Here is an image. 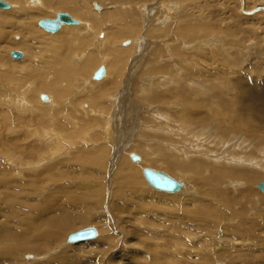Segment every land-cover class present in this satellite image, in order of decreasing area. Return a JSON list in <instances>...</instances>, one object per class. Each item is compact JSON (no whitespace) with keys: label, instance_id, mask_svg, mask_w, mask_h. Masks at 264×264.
Segmentation results:
<instances>
[{"label":"rangeland","instance_id":"obj_1","mask_svg":"<svg viewBox=\"0 0 264 264\" xmlns=\"http://www.w3.org/2000/svg\"><path fill=\"white\" fill-rule=\"evenodd\" d=\"M4 1L21 4L22 18L32 14L31 31L40 40L35 45L0 16V235L21 237L0 242V264H264V193L257 189L264 182V95L241 91L264 92V0H150L139 6L129 4L133 0H89L80 9L100 24L91 34L80 24L56 34L41 29L40 20L67 13L48 11L56 0ZM170 1L184 5L181 15L162 9L139 13ZM94 4L104 9L98 12ZM203 9L219 16L210 33ZM114 12L124 14L123 22L111 18ZM128 14L138 18V35L128 27H119V37L109 34L121 23H133ZM232 26L240 34L226 31ZM75 28L83 30V39L94 35L93 42L85 48L78 36L69 53H53L46 39L73 40ZM130 40L134 44L118 48ZM22 41L25 46L16 48ZM13 51L25 57L14 60ZM122 52L127 57L117 62ZM90 56L94 67L86 62ZM80 59L85 61L75 65ZM101 66L110 69L111 78L95 81ZM30 83L37 85L32 94ZM128 153L141 162L133 163ZM170 161L185 168L173 170ZM120 164L127 173L133 170L131 179L126 172V178L117 176ZM146 168L168 174L186 190L178 195L153 190L143 176ZM217 172L225 176L215 184ZM47 198L49 218H76L80 224L57 240L31 243L44 224L39 211ZM90 227L97 238L66 243L69 235ZM23 242L31 246L25 252L18 250ZM39 246L47 251L38 253Z\"/></svg>","mask_w":264,"mask_h":264},{"label":"bare ground","instance_id":"obj_2","mask_svg":"<svg viewBox=\"0 0 264 264\" xmlns=\"http://www.w3.org/2000/svg\"><path fill=\"white\" fill-rule=\"evenodd\" d=\"M99 1H101V0H99ZM105 1H107V2H105ZM111 1V0H110ZM109 0H104L103 2H101V3H112V2H110ZM130 1V0H129ZM134 1V2H133ZM133 1H130L129 2V4L130 3H132L131 5L132 6H134L135 4H143V3H147V2H149L150 0H133ZM152 1V0H151ZM153 1H155V0H153ZM205 1H207V2H209V0H205ZM263 2V1H262ZM88 3H89V0H56L54 3H49L48 5H47V9H48V11L50 12V13H52L53 14V11H51V8H54V9H56V11H54L55 12V14H57L58 12H69V13H72V15L74 16V17H76V18H79L80 17V20H82V22L80 23V22H78L77 21V19H75L76 21H77V23L78 24H76V25H67V26H77V25H79L81 28H85V30H87V34H91V33H93L97 28H98V25H100L98 22L96 23V22H94L93 20H92V18H91V16L90 15H88V13L86 12V10L85 9H80L81 8V6L82 5H84L82 8H84V7H86V5H88ZM93 3V2H92ZM91 3V4H92ZM113 4V3H112ZM127 4V3H126ZM128 4V5H129ZM134 4V5H133ZM90 5V4H89ZM95 5L96 4H94V8H95ZM136 6V5H135ZM139 6V5H138ZM33 7H39V8H42V4H40V5H38V6H33ZM101 7V6H100ZM104 7V6H103ZM103 7H101L102 9L101 10H96V11H98V12H101L104 8ZM182 7H184V5L183 6H181V3L179 4V3H177V2H163L161 5H156V6H154V4H153V6L152 7H148V8H145V10L144 9H142V11L143 12H139V13H144V15H142V16H145L146 15V12H149V11H151V10H156L157 9V11H156V13L158 12V10L159 9H162V10H164L167 14L169 13V15L171 16L172 14H175V15H178L179 16V14L181 15L182 14V12H181V9H182ZM227 7V6H226ZM13 8H14V10L16 9L17 11L16 12H11V10H13ZM89 8V7H88ZM142 8H144V7H142ZM33 9H37V8H33ZM224 9V8H223ZM1 10L3 11V9H0V12H1ZM7 10H10V11H8L7 13H2V14H0V16H2L3 17V24L4 25H9L10 27L9 28H11V29H14V30H17V28H18V30L20 31V32H26V34H27V36L29 37L28 38V40L30 41L31 39H32V41L31 42H34L35 43V45H37V42H38V39L39 38H36V36H35V34H34V32L33 31H31V21H32V19H33V16H32V14L29 12V16L27 17V18H22V17H24V13L26 12V9H24V7L21 5V4H18V5H16V6H10L9 7V9H7ZM7 10H5V11H7ZM88 10V9H87ZM115 10V9H114ZM134 10H135V8H134ZM160 11V10H159ZM83 13H85V15H83ZM103 13V12H102ZM133 13V12H132ZM138 13V12H137ZM136 13V14H137ZM152 14L154 13V11H152L151 12ZM155 13V15L157 16V14ZM49 13L47 12V13H44L43 14V16H45L46 17V15H48ZM59 14V13H58ZM159 14V13H158ZM161 14V13H160ZM203 17H202V21H204L203 22V26H204V28H205V32L206 33H210L212 30H215V29H217V25L219 24V22H218V19H219V16L216 14L215 15V13L214 12H210L208 9H203ZM50 15V14H49ZM105 15H107V14H105ZM133 15H135V14H133ZM154 15V16H155ZM168 15V16H169ZM128 16H129V14H128ZM127 16V17H128ZM151 16V15H150ZM153 16V17H154ZM155 16V17H156ZM163 16L166 18V19H168V17H167V15H164L163 14ZM162 16V17H163ZM187 16V15H186ZM188 16H189V14H188ZM51 17V16H50ZM129 17H132V18H129ZM128 18L129 19H132L133 20V23H131V24H125V23H121L120 25H118L117 26V28L116 29H113L111 32H109V34H111L113 37H119V36H121L122 34L120 33V31H119V27H128V28H130L129 30H131L132 31V33L134 34V35H136L137 34V27H136V24L137 23H139V22H137V19H136V17L137 16H129ZM158 17V16H157ZM191 17H192V19L194 20V21H196V24L198 23V20L195 18V16H194V14H191ZM111 18L115 21V22H123V20H124V14L123 13H119V12H114V13H112L111 14ZM145 18H147V17H145ZM150 18V17H149ZM185 18V17H184ZM231 19H232V17H230ZM157 19V18H156ZM170 19H172V17L170 18ZM174 19V18H173ZM148 20V19H147ZM35 21V20H34ZM187 21V20H186ZM17 22H19L20 24H17ZM84 22V23H83ZM137 22V23H136ZM149 22V21H148ZM161 22V21H160ZM167 22H169L168 20H167ZM19 25V26H18ZM185 25H187V24H185ZM41 28V27H40ZM64 28H66L65 27V25H62V27H61V32H62V30L64 29ZM81 28H75V29H71V32H72V34H74L73 36H74V39L73 40H67L66 41V38L67 37H65L59 44H56V42H54L53 40L54 39H51V40H48V39H46V44L48 43V42H50V43H52V46H49V45H47L49 48H51L52 49V51H53V53L55 52V51H59V53H63V54H65L64 52L66 51V53H69V49H70V47L73 45H77L78 44V42H79V40H78V38H76V37H78V36H81L82 37V39H80V42L82 41L83 43H80L83 47H87V46H89L90 44H91V41L93 42V37H94V35L92 36V37H87L86 39H83V38H85V33L83 32V34H81ZM42 29V28H41ZM89 29V30H88ZM90 29H92V30H90ZM137 29V30H136ZM219 29V28H218ZM44 30V29H43ZM59 30V31H60ZM94 30V31H93ZM121 30V29H120ZM180 30V29H179ZM45 31V30H44ZM58 31V32H59ZM83 31V30H82ZM182 31L183 32H188V28H184V29H182ZM221 31V30H220ZM226 31H229V32H231V33H235V34H240V32H239V29L236 27V26H232V27H230L228 30H226ZM46 32V31H45ZM154 32V31H153ZM204 32V33H205ZM47 33H49V32H47ZM155 33H156V31H155ZM177 34H179L178 32H176ZM182 33V32H181ZM50 34H52V33H50ZM56 34V33H55ZM158 33H156V36L158 37V35H157ZM198 34H199V32H198ZM3 35L4 34H2L1 33V35H0V42H1V38L3 37ZM61 35H62V33H61ZM104 35H106L107 37H108V33H103L102 32V34H101V37H103ZM138 35V34H137ZM152 35V34H151ZM182 35V34H181ZM187 35V34H186ZM233 35V34H232ZM182 36H184V35H182ZM150 38V37H149ZM177 38V37H176ZM40 40V39H39ZM105 42H106V44H107V46H110V44H109V42H108V40L107 39H105L104 40ZM24 41H22L21 43H18V45H16V48H21V46H25V44L23 43ZM40 44H41V42H40ZM39 44V45H40ZM132 44H134L131 40L130 41H125V42H123V43H121V44H119V46H118V48L121 46V48H125V47H127V45L129 46V45H132ZM53 45H57L56 47L55 46H53ZM137 45V44H136ZM186 45V44H185ZM47 48V47H46ZM134 48V47H133ZM29 49V48H28ZM79 49V48H78ZM36 50V49H35ZM125 50V49H124ZM142 50H143V48H142ZM78 51V50H77ZM176 51V50H175ZM72 51H70V53H71ZM12 53V52H11ZM80 53V52H79ZM134 53V52H133ZM136 53H141V50L139 49V51H138V46H137V50H136ZM23 54V53H22ZM62 54V55H63ZM133 56H134V54H132ZM142 55V54H141ZM78 56V54L76 55H74V57L76 58ZM87 56V55H86ZM132 56V57H133ZM136 56V55H135ZM134 56V57H135ZM139 56V55H138ZM147 56V55H146ZM25 56H24V54H23V57L21 58V59H23ZM126 57H127V55H126V53H121V54H118L117 55V62H122V61H124L125 59H126ZM144 57V56H143ZM79 58V57H78ZM13 59V58H12ZM21 59H14V60H21ZM47 59V58H46ZM82 59V58H81ZM81 59L80 60H77L76 62H75V65L76 64H78V63H81L84 59H85V57H84V59L81 61ZM87 60H86V62L87 63H89L90 64V66H92V67H94L95 66V60L90 56L89 58H86ZM113 59H114V57H113ZM140 58H138L137 60H139ZM37 60H38V58H37ZM57 60H59V58H57ZM66 59H64L63 61L64 62H67V60L65 61ZM136 60V59H135ZM150 60V59H149ZM44 60H42V62H43ZM74 61V60H73ZM85 61V60H84ZM140 61V60H139ZM28 62V61H27ZM52 62V61H51ZM55 62V61H54ZM29 63V62H28ZM10 64V63H9ZM14 64H20V65H22L23 63H14ZM49 64V66L51 65H53L52 63H48ZM56 64V63H55ZM3 65V64H2ZM32 65V64H31ZM30 65V66H31ZM141 65H143V64H141ZM15 66V65H14ZM18 66V65H17ZM74 66V65H73ZM136 66V65H135ZM13 67V66H12ZM24 67V66H23ZM37 67V66H36ZM19 68V67H18ZM105 68V67H104ZM13 69V68H12ZM16 69V68H15ZM33 69H34V66H33ZM137 69V68H136ZM138 69H140V68H138ZM137 69V70H138ZM141 69H142V67H141ZM134 71H135V68L133 69ZM132 70V71H133ZM30 71V70H29ZM105 71H106V75H105V77L106 76H109L108 78H111V74H112V72L110 71V69H106L105 68ZM189 71H191V70H189ZM11 72V71H10ZM9 72V73H10ZM14 72V71H13ZM25 72H27V70H25ZM140 72H142V71H140ZM8 73V72H7ZM11 74H12V72H11ZM10 74V75H11ZM21 74H25V73H21ZM28 74H30V73H28ZM133 74H135V73H133ZM132 74V75H133ZM142 74V73H141ZM9 75V74H8ZM9 75V76H10ZM94 75V74H93ZM130 75H131V73H130ZM136 75V74H135ZM7 76V75H6ZM20 76V75H19ZM8 77V76H7ZM14 77V76H13ZM24 77H25V75H24ZM32 77V76H31ZM105 77L103 78V79H101V80H95V81H102V80H104L105 79ZM33 78V77H32ZM189 78H191L190 76H189ZM8 79V78H7ZM9 80V79H8ZM12 80V79H11ZM33 80V79H32ZM94 80V79H93ZM136 80H138V79H136ZM241 80V79H240ZM25 81H27V80H25ZM134 81V80H133ZM23 82V81H22ZM127 82V81H126ZM130 82H131V80H130ZM134 83V82H133ZM192 83V84H191ZM190 83V89H192L193 90V83H197V81L195 80V81H193V82H191ZM36 83H30L29 85V87H30V94H32L33 92H34V90H35V87L34 86H36L37 87V85H35ZM89 85V84H88ZM127 85V84H126ZM188 86V87H189ZM22 87V86H21ZM243 87V86H242ZM124 88V87H123ZM127 88V87H126ZM241 88V87H240ZM249 88V87H248ZM252 88V87H251ZM261 88V87H260ZM25 89H27V88H25ZM203 89V88H202ZM246 90H244V88H241V91L243 92V94L245 93V95L246 94H253V95H257V96H261V95H264V92H258V91H256V92H251L250 93V91H249V89L247 90V88H245ZM256 90V89H255ZM260 90V89H259ZM126 89H124L123 90V92L121 93V101L122 102H124V100H125V94H127L126 93ZM146 91V90H145ZM198 92L200 91L199 89L197 90ZM197 91H196V93H197ZM189 92V91H188ZM191 92V91H190ZM27 93V92H26ZM25 93V94H26ZM192 93V92H191ZM201 93V92H200ZM200 93H199V95H200ZM190 94V93H189ZM29 95V94H28ZM128 95V94H127ZM126 95V96H127ZM199 95L197 96V97H199ZM42 96H44V95H41L40 96V99L43 101V102H47V101H49V97L47 96V98H45V97H42ZM61 96V95H60ZM187 96V95H186ZM53 97V96H52ZM201 97V96H200ZM185 98V97H184ZM53 99H54V97H53ZM186 99V98H185ZM248 99V98H247ZM246 99V100H247ZM47 100V101H46ZM1 102H2V100H1ZM25 102V101H24ZM200 102V101H199ZM190 103V102H189ZM54 104V103H53ZM25 105V104H24ZM197 105V104H196ZM26 106L28 107V108H30V106H29V104L26 102ZM48 106V105H47ZM56 105L54 104V106L53 107H55ZM26 107V108H27ZM52 107V108H53ZM199 107V109L201 108V106H198ZM197 108V107H196ZM32 110V109H31ZM33 111V110H32ZM125 111V110H124ZM133 112H134V109H133ZM34 113V112H33ZM136 113V112H135ZM124 114V113H123ZM74 124V123H73ZM110 129V128H109ZM108 131H110V130H108ZM109 133V132H108ZM47 136H48V134H46ZM109 135V134H108ZM50 136V135H49ZM46 141V140H45ZM59 145V144H58ZM174 147V146H173ZM175 148H178V147H175ZM201 148V147H200ZM174 149V148H173ZM103 150H104V148H103ZM102 150V151H103ZM197 150H198V148H197ZM32 151V150H31ZM30 151V152H31ZM101 151V152H102ZM199 151V150H198ZM27 152V151H26ZM120 152H121V150H120ZM130 152V151H129ZM190 153H192V152H190ZM195 153V152H194ZM198 153V152H197ZM199 153H201V151L199 152ZM103 155H104V153H102ZM129 154V155H128ZM127 154V156H128V158H129V160L131 159L130 158V155L132 154V153H128ZM184 154H187V153H184ZM124 155H122L121 157H123ZM106 157V153H105V155H104V158ZM98 158V157H97ZM119 158V157H118ZM98 159H100V158H98ZM167 159V158H166ZM97 160V159H96ZM94 161V162H99L98 160L97 161ZM132 161V160H131ZM92 162V161H91ZM120 162H121V160H120ZM133 162V161H132ZM141 162V158H140V161L139 162H133V163H136V164H139ZM125 163H127V161H125ZM200 163V162H199ZM170 164H171V167L170 168H173V170H175V169H184L185 168V166H183L182 164H177V163H175V162H171L170 161ZM121 165V169H118L117 170V173H118V175L117 176H123L124 174H125V172L127 173V170L128 169H126L125 168V166L124 165H122V164H120ZM209 168H211V167H209ZM211 170L215 173L216 171H214V169L213 168H211ZM144 171V170H143ZM128 175H131V176H129L130 177V179L132 178V175L134 174V172H133V170H130V172H128L127 173ZM127 174H125V176L124 177H122V178H126V176H128ZM168 175V174H167ZM134 176V175H133ZM144 176V175H143ZM225 175H224V173H219V172H217L216 174H215V178H213L211 181L212 182H214L215 184H217V183H219L221 180H222V178L224 177ZM171 177V176H170ZM144 179H145V177H144ZM174 179V178H173ZM176 180V179H175ZM132 181H133V179H132ZM145 181H146V179H145ZM177 181V180H176ZM179 182V181H178ZM146 183H147V181H146ZM181 183V182H180ZM148 184V183H147ZM181 184H183V183H181ZM149 185V184H148ZM185 184H183V187H182V189H181V191L180 192H178V193H174V194H169V193H164V192H161V191H157V192H160V193H163V194H167V195H178V194H180V193H183L185 190H186V185L184 186ZM139 185H137V187H138ZM150 186V185H149ZM150 188H152L151 186H150ZM153 189V188H152ZM153 190H155V189H153ZM156 191V190H155ZM49 201V199L47 198V200L44 202V204L43 205H45V203L47 204V206L46 207H43V209H41L40 208V211H39V213L41 214V216H42V218H44V220H41V221H39V222H41V224H42V222H44V224H42V227H41V229H38V233H37V235H36V239L35 240H29V242H31V243H33V242H40V241H43V239H48V238H53V239H59V236H61V235H63L65 232H67V231H69L70 229L69 228H71L72 229V227L74 228V225H78V224H80V223H77V221L75 220L76 218H68V217H65V218H60L59 219V217H55V218H53V219H51V218H49V216L51 215V213L50 212H45L47 209H49L50 207V203L48 202ZM49 203V204H48ZM88 209V208H87ZM88 210H90V209H88ZM45 212V213H44ZM90 213V212H89ZM8 219V218H7ZM92 219V218H91ZM101 217L99 218L98 217V222L100 221V223L98 224V225H100L101 227H103L104 228V222H101ZM8 220H10V219H8ZM96 220V221H97ZM203 221V220H202ZM10 222H12V220L10 221ZM81 224H83V225H89V223L88 222H86V221H84V222H82ZM4 226V225H3ZM7 226V225H6ZM5 227V226H4ZM48 228V229H47ZM1 229V228H0ZM12 229V228H11ZM31 229V228H30ZM30 229H28V230H30ZM44 229H46V230H44ZM87 229V228H86ZM105 229V228H104ZM84 230V229H83ZM96 230V229H95ZM1 231H2V229H1ZM97 231V230H96ZM23 232V231H22ZM1 233V232H0ZM8 233H10V232H6V231H3L2 232V234L0 235V242H3V241H6L7 239H9V240H12V239H14V240H17V241H21V237H20V235L19 234H16V235H13V234H8ZM98 233V232H97ZM247 233V232H246ZM70 236V235H69ZM68 236V237H69ZM25 237V236H24ZM98 237V236H97ZM107 238V237H106ZM248 238V237H247ZM68 239V238H67ZM92 240H94V239H92ZM118 240H119V237H118ZM24 241V240H23ZM25 242V241H24ZM21 243L20 244V246L18 247V250L19 251H26V249L28 250V248H30L31 246H29L28 248H27V245L25 244V243ZM43 242H45V241H43ZM52 242V241H51ZM84 242H90V240H87V241H84ZM66 243H68V242H66ZM80 243H82V242H79L78 244H80ZM69 244V243H68ZM74 244H77V243H74ZM106 244V243H105ZM63 246V245H62ZM227 250V249H226ZM35 251H37L38 253H40V254H42V253H45V251H47V248L45 247V246H39L38 248L36 247V249H35ZM9 252H10V250H9ZM1 256H4V251H1L0 250V258H1ZM11 256V255H10ZM31 256V254H27V256L25 255V256H23L24 258H25V260H26V257H30ZM155 257V256H154ZM2 258H4V257H2ZM156 258H157V256H156ZM156 258H153V260L154 259H156ZM26 262H29L28 260L26 261ZM8 264V263H7ZM217 264H221V263H217Z\"/></svg>","mask_w":264,"mask_h":264},{"label":"water","instance_id":"obj_3","mask_svg":"<svg viewBox=\"0 0 264 264\" xmlns=\"http://www.w3.org/2000/svg\"><path fill=\"white\" fill-rule=\"evenodd\" d=\"M10 5L4 1L0 0V9L7 10ZM96 10H101L99 5H95ZM77 21L68 13H59L55 19H43L40 20L38 26L44 29L46 32L55 34L57 33L62 25H76ZM13 59H21L23 57L22 52L13 51L11 53ZM106 71L104 66H101L93 75L94 80H101L105 77ZM130 158L133 162H139L140 157L136 154H131ZM143 175L147 183L156 191H161L164 193L174 194L181 191L183 184L176 181L164 172L157 171L152 168H146L143 171ZM257 189L264 193V182L258 184ZM98 233L95 228L90 227L84 230H80L76 233L71 234L67 242L69 244L84 242L87 240H92L97 238Z\"/></svg>","mask_w":264,"mask_h":264}]
</instances>
